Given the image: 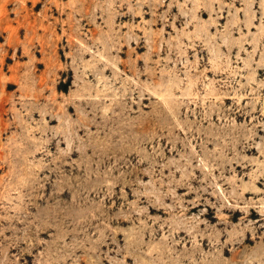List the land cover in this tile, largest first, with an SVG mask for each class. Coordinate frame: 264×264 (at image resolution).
<instances>
[{"label":"rangeland","instance_id":"1","mask_svg":"<svg viewBox=\"0 0 264 264\" xmlns=\"http://www.w3.org/2000/svg\"><path fill=\"white\" fill-rule=\"evenodd\" d=\"M0 264H264V0H0Z\"/></svg>","mask_w":264,"mask_h":264}]
</instances>
